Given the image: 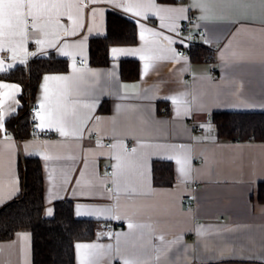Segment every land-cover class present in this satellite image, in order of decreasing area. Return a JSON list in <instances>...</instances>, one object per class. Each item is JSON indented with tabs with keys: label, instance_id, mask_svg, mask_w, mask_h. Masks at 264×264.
<instances>
[{
	"label": "crops",
	"instance_id": "0c3cea01",
	"mask_svg": "<svg viewBox=\"0 0 264 264\" xmlns=\"http://www.w3.org/2000/svg\"><path fill=\"white\" fill-rule=\"evenodd\" d=\"M78 3V27L63 15L59 26L30 27L23 42L17 37L0 50V72L50 53L68 60L66 71L42 75L33 101L40 106L36 130L53 136L17 139L6 131L22 87L0 79L16 86L0 89L7 93L0 95V206L21 192L19 156H34L43 166L46 216L56 200L71 199L76 217L116 223L111 231L98 225L93 239L76 241L75 264L86 251V264H264V200L257 198L264 141L218 138L210 120L218 110H264V0ZM107 11L135 20L137 41L110 45V62L93 66L89 38L105 33ZM189 14L197 18L193 27L204 31L198 42L212 51L207 61L176 53L185 44L176 28ZM114 48L129 54L113 56ZM126 58L139 62L136 80L120 77ZM153 160L172 163L171 186L153 184ZM192 182L196 203L185 211L181 195ZM0 264H31L29 232L0 241Z\"/></svg>",
	"mask_w": 264,
	"mask_h": 264
},
{
	"label": "trees",
	"instance_id": "16d2710c",
	"mask_svg": "<svg viewBox=\"0 0 264 264\" xmlns=\"http://www.w3.org/2000/svg\"><path fill=\"white\" fill-rule=\"evenodd\" d=\"M162 3L185 0H157ZM137 41L135 20L114 11H107L105 33L92 36L88 42V62L93 66H105L110 62V45H133ZM212 51L201 42L190 48V59L199 62ZM68 60L53 53L30 58L25 64H16L0 72V79L18 82L21 87L20 106L16 114L5 121V129L17 139L30 137L31 116L28 106L33 103L40 79L47 72H64ZM122 80L139 77L138 60H120ZM103 109V104L99 110ZM210 120L218 138L264 141V110H218ZM51 136L52 132H47ZM17 170L21 192L0 206V241L11 239L18 231H27L31 237V264H75L74 243L95 237L98 220L74 215L73 200L60 199L53 203V214H44L43 166L38 157L20 155ZM152 181L156 186L174 183L172 163L166 160L152 161ZM257 198L264 200V182L258 186Z\"/></svg>",
	"mask_w": 264,
	"mask_h": 264
},
{
	"label": "snow or ice",
	"instance_id": "6c2138e0",
	"mask_svg": "<svg viewBox=\"0 0 264 264\" xmlns=\"http://www.w3.org/2000/svg\"><path fill=\"white\" fill-rule=\"evenodd\" d=\"M81 6L78 0H0V50H3L6 44L14 45L17 37L23 42L27 37L29 27L32 29L39 28L43 31L51 25L59 26V17L63 15H67L68 19L78 27V14ZM74 8L77 11L76 17L73 16ZM136 14L140 15L139 12ZM45 35H47V32H45ZM36 43L42 44L44 41H36ZM10 50L15 51V48L13 47ZM64 54L67 55V53ZM112 54L117 56L129 53H126L123 49L114 48ZM145 67L147 68V65ZM0 70H3V68L0 67ZM45 79L49 78L46 77ZM52 79L62 80L64 78L53 77ZM4 88L15 89L16 86L0 83V89ZM0 95H7V93H0ZM173 102L178 103L175 99H173ZM37 115L39 116V113ZM40 119V126H43L44 117L41 116ZM2 126V117H0V127ZM61 134L66 135L67 133L61 130ZM177 163L180 164L181 161L178 159ZM180 171L183 172V167ZM49 214H51V210H49ZM90 247L92 246L77 245L78 249H88ZM90 255L91 253L86 251L81 264H86Z\"/></svg>",
	"mask_w": 264,
	"mask_h": 264
},
{
	"label": "built area",
	"instance_id": "2783aa9c",
	"mask_svg": "<svg viewBox=\"0 0 264 264\" xmlns=\"http://www.w3.org/2000/svg\"><path fill=\"white\" fill-rule=\"evenodd\" d=\"M197 18L194 14H189L187 18L179 24V26L176 28V32L178 35H180L183 40L185 41V44L181 47H179L176 51L177 55L181 57H190V48L194 42H198V39L202 36H204V31L202 28L197 27L194 28L193 25L196 23ZM30 29V27H29ZM205 61L209 60L208 56L203 57ZM80 64H86V60L84 58L79 60ZM210 74L214 75L215 71L213 69H210ZM162 110L164 112L167 111V107L163 106ZM28 111L31 116V127H30V136L31 137H47L51 136L50 134H47V132H38L35 128V119L34 115L40 111V106L37 103H32L28 106ZM187 124L196 132L201 131V128L196 124L195 120L193 118H189L187 120ZM94 136H97L96 133L93 134ZM233 141H239L237 138L232 139ZM104 145L108 147L110 145V142H105ZM127 148H131V144L127 145ZM198 163L200 161H197ZM107 176H112V168H107ZM108 187H111L110 185ZM198 184L196 182H192L189 190L181 195V203L182 207L185 211L191 210L195 203H196V192H197ZM99 226L104 228L105 230H113L116 227V223L114 221H105L100 222Z\"/></svg>",
	"mask_w": 264,
	"mask_h": 264
}]
</instances>
